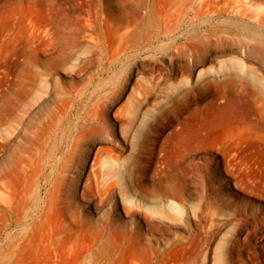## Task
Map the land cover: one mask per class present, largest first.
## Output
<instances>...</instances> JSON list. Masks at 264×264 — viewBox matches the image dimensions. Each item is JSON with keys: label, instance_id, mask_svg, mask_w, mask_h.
<instances>
[{"label": "rangeland", "instance_id": "rangeland-1", "mask_svg": "<svg viewBox=\"0 0 264 264\" xmlns=\"http://www.w3.org/2000/svg\"><path fill=\"white\" fill-rule=\"evenodd\" d=\"M0 264H264V0H0Z\"/></svg>", "mask_w": 264, "mask_h": 264}, {"label": "bare ground", "instance_id": "bare-ground-1", "mask_svg": "<svg viewBox=\"0 0 264 264\" xmlns=\"http://www.w3.org/2000/svg\"><path fill=\"white\" fill-rule=\"evenodd\" d=\"M232 1V0H231ZM199 7V6H198ZM198 10L200 11L201 10V7L198 8Z\"/></svg>", "mask_w": 264, "mask_h": 264}]
</instances>
